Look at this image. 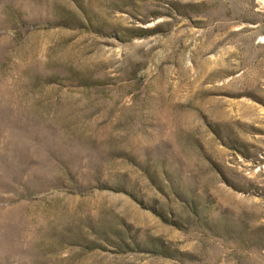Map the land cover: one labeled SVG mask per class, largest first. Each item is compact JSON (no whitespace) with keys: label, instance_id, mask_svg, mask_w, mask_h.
I'll return each instance as SVG.
<instances>
[{"label":"rangeland","instance_id":"1","mask_svg":"<svg viewBox=\"0 0 264 264\" xmlns=\"http://www.w3.org/2000/svg\"><path fill=\"white\" fill-rule=\"evenodd\" d=\"M0 264H264V0H0Z\"/></svg>","mask_w":264,"mask_h":264}]
</instances>
